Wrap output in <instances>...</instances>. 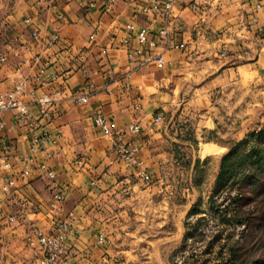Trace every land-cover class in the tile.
I'll return each instance as SVG.
<instances>
[{
    "label": "crops",
    "instance_id": "crops-1",
    "mask_svg": "<svg viewBox=\"0 0 264 264\" xmlns=\"http://www.w3.org/2000/svg\"><path fill=\"white\" fill-rule=\"evenodd\" d=\"M191 1H178L180 16L171 24L177 42L185 47L169 51L167 63H158L162 68L155 67V62L139 68L145 47L135 37L130 46L123 44L126 25L149 28L153 35L163 25L161 12L141 11L135 0H120L111 13L89 8L85 0H17L14 4L0 0V56L7 55L0 63V89L11 87L14 79L37 74L38 65L25 63L24 58L38 53L42 62H48L43 78L49 80L45 87L31 85L22 97L35 118L23 126L17 122V112L10 111L5 116L8 129L0 132L1 146L11 147L9 152L0 150V176H19L18 189L12 194L0 191V264H36L37 250L27 242L31 227H54L50 181L35 167L29 176L19 175L34 135L61 131L58 151L49 162L66 194L63 216L74 213L76 217L70 232L72 248L86 250L99 244L92 212L85 208L86 201L94 202L91 181L106 174L112 178L121 170L116 168L119 163L111 162L110 139L94 125V114L110 117L114 129L139 122L142 132L128 138L140 146L145 160L146 140L158 109L174 102L171 91L187 83L197 61L213 62L218 56L227 58L225 62L237 72L264 74V0H221L220 7L205 5L198 10L191 8ZM28 17L31 23L24 22ZM34 30L56 31L60 39L45 50L33 41ZM223 46L228 50L226 57L220 54ZM130 49L142 51L130 56ZM52 76L57 80H50ZM54 89H65V98L41 117L37 99ZM73 93L87 95L88 102H76ZM44 160L39 154L38 161ZM11 215L18 220L8 223Z\"/></svg>",
    "mask_w": 264,
    "mask_h": 264
},
{
    "label": "rangeland",
    "instance_id": "rangeland-1",
    "mask_svg": "<svg viewBox=\"0 0 264 264\" xmlns=\"http://www.w3.org/2000/svg\"><path fill=\"white\" fill-rule=\"evenodd\" d=\"M226 60L197 61L141 165L92 186L85 208L106 241L72 248L69 264H264V74Z\"/></svg>",
    "mask_w": 264,
    "mask_h": 264
},
{
    "label": "built area",
    "instance_id": "built-area-1",
    "mask_svg": "<svg viewBox=\"0 0 264 264\" xmlns=\"http://www.w3.org/2000/svg\"><path fill=\"white\" fill-rule=\"evenodd\" d=\"M51 3H55L57 0H50ZM87 7H99L105 13H111L114 11L115 6L120 0H85ZM140 7L141 11L149 12H161L163 15V25L156 32L151 34L149 28L138 27L135 23H128L126 25V37L123 40V44L130 46L131 40L135 37L141 44L144 45L142 50L130 49V56L140 54L141 51L145 53L144 57L139 62L138 67L143 68L145 65L157 62L160 65L167 63L166 55L173 49L184 48V42H177L174 32L171 30V24L175 18L180 15L177 3L179 0H135ZM220 7L221 0H193L190 3L191 8L198 10L202 9L205 5H213ZM261 5L257 4V8ZM60 18H63V14H60ZM25 23H31L30 17L26 18ZM34 42L41 43L45 50H51L56 42L60 39V34L56 31L42 33L39 30H34L31 35ZM95 35H91L93 40ZM17 49H14L16 52ZM222 54L228 53L226 46L222 48ZM7 60V55L0 56V63ZM42 56L40 53L33 55L32 57L24 58L25 63L30 65H38L37 74L34 76H28L20 79H14L11 87L5 90L0 89V132H4L8 129L6 121V113L10 111L17 112V122L20 125H27L32 119L34 114L29 109L26 102L22 100V97L30 90V86L45 87L49 80L44 79L43 75L46 70L48 62H42ZM41 63V66H39ZM52 81L57 80V76H52ZM65 89H54L51 92L43 93L38 99L39 115L44 117L48 114L49 110L55 106L58 102L65 98ZM72 98L76 102L87 103L89 98L87 95L72 94ZM164 119L162 113H158L154 117L156 123L161 122ZM94 125L100 129L106 137L110 139V149L113 155L111 159L112 163H122L126 166L141 165L139 154L140 146L128 135H138L142 132V125L137 122L128 125L124 129H114L112 119L103 113H96L93 117ZM61 137V131H49L45 130L41 134L34 135L31 140V145L25 161L24 167L20 172V176H29L31 168H37L52 184V199L49 203L50 213L53 217L54 227L50 230L33 226L27 236V242L38 251V257L36 264H66L69 255L72 250V244L70 239V232L74 226L76 217L74 213L63 216V207L66 201V194L64 190L57 184V173L49 160L54 157L59 148V139ZM4 148L6 152L11 150L9 145L4 147L0 144V150ZM41 154L45 160L39 162L38 155ZM82 162V161H80ZM8 166L9 163H4ZM141 174L144 179L149 181L151 176L146 171L142 170ZM18 174H10L7 176H0V191L9 195L18 189ZM110 177L108 174L103 175L101 179H93L91 186L101 187L103 183H107ZM18 220L16 215L8 217V223H14ZM106 241V237L103 233L98 236V243L102 244Z\"/></svg>",
    "mask_w": 264,
    "mask_h": 264
},
{
    "label": "trees",
    "instance_id": "trees-1",
    "mask_svg": "<svg viewBox=\"0 0 264 264\" xmlns=\"http://www.w3.org/2000/svg\"><path fill=\"white\" fill-rule=\"evenodd\" d=\"M234 150L235 149H232L228 154L224 156L223 161H222V166H225L227 160L234 154Z\"/></svg>",
    "mask_w": 264,
    "mask_h": 264
}]
</instances>
